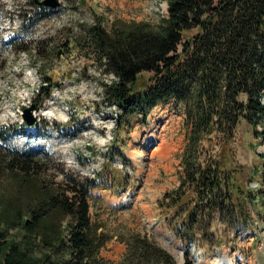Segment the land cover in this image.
Segmentation results:
<instances>
[{"label":"trees","instance_id":"obj_1","mask_svg":"<svg viewBox=\"0 0 264 264\" xmlns=\"http://www.w3.org/2000/svg\"><path fill=\"white\" fill-rule=\"evenodd\" d=\"M166 3L167 14L156 25L116 21L106 29L92 23L73 47L111 77L99 87L115 109L118 126L136 115L145 121L158 104L169 101L181 109L185 145L176 156L179 183L163 195L161 208L170 212L183 264H194L191 246L199 241L220 246L212 231L216 220L251 224L235 170L206 143L213 136L230 140L242 120L264 139V0ZM12 46L18 53L29 50L20 41ZM55 85L46 78L32 105L49 99ZM73 127L64 126L69 132ZM0 154V169L14 185L0 198V264H178L166 249L137 233L122 240L126 251L118 263L102 260L99 251L109 238L90 215L96 180L69 170H61L58 182L46 179L51 158L43 149L0 148ZM263 170L264 165L257 174L264 181ZM255 199L264 205L260 189Z\"/></svg>","mask_w":264,"mask_h":264},{"label":"rangeland","instance_id":"obj_2","mask_svg":"<svg viewBox=\"0 0 264 264\" xmlns=\"http://www.w3.org/2000/svg\"><path fill=\"white\" fill-rule=\"evenodd\" d=\"M43 1L0 0L1 150L43 149L51 158L44 176L48 180L60 181L61 170L96 180L89 194L90 215L109 238L99 251L102 260L118 263L126 251L122 240L137 233L150 237L183 264L181 241L168 223L170 212L161 208L163 195L179 183L176 156L185 145L181 109L169 101L158 104L145 121L136 115L129 124L118 126L115 109L102 99L99 87L111 77L73 47L92 23L101 22L106 29L116 21L158 24L167 14L166 0H56L53 9L39 4ZM18 41L28 52L14 50L12 44ZM46 78L56 85L42 105L33 104L34 122L24 123V109L32 106ZM22 123L29 133L38 127L31 144L19 132ZM68 123L74 126L70 132L64 128ZM258 135L242 120L230 140L213 136L214 141L206 143L213 155L235 170L245 193L239 200L251 224L216 220L212 231L220 246L201 241L191 246L194 264H264V205L252 201L259 189L264 196V181L257 174L264 165V139ZM13 186L12 177L0 169V198Z\"/></svg>","mask_w":264,"mask_h":264},{"label":"water","instance_id":"obj_3","mask_svg":"<svg viewBox=\"0 0 264 264\" xmlns=\"http://www.w3.org/2000/svg\"><path fill=\"white\" fill-rule=\"evenodd\" d=\"M39 4L50 7V8H56L58 6V2L56 0H45L43 2H40ZM34 109H35V106L33 105L30 108H26L24 110V117L28 124H32L34 122V119L31 114ZM180 250L182 251L181 247H180Z\"/></svg>","mask_w":264,"mask_h":264},{"label":"bare ground","instance_id":"obj_4","mask_svg":"<svg viewBox=\"0 0 264 264\" xmlns=\"http://www.w3.org/2000/svg\"><path fill=\"white\" fill-rule=\"evenodd\" d=\"M136 139H138L137 137H136ZM147 139V138H146ZM149 140V139H148ZM153 141V140H152ZM151 142V141H150ZM134 159H136L137 158V155L135 154V153H132V154H130ZM232 262L233 261H229V264H232Z\"/></svg>","mask_w":264,"mask_h":264}]
</instances>
